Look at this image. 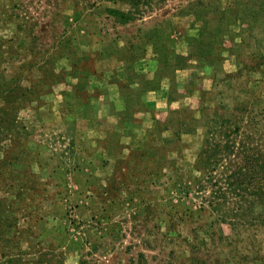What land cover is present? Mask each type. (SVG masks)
I'll use <instances>...</instances> for the list:
<instances>
[{
    "label": "rangeland",
    "instance_id": "374dc122",
    "mask_svg": "<svg viewBox=\"0 0 264 264\" xmlns=\"http://www.w3.org/2000/svg\"><path fill=\"white\" fill-rule=\"evenodd\" d=\"M220 115L264 151V0H0V264H264V196L208 203L238 155L194 166Z\"/></svg>",
    "mask_w": 264,
    "mask_h": 264
},
{
    "label": "trees",
    "instance_id": "16d2710c",
    "mask_svg": "<svg viewBox=\"0 0 264 264\" xmlns=\"http://www.w3.org/2000/svg\"><path fill=\"white\" fill-rule=\"evenodd\" d=\"M108 12L113 14L114 16L118 15L121 21H127L129 19V14L119 10L117 8L108 7ZM201 41V40H200ZM200 41L195 40V45L198 49L200 48ZM176 56H178L176 54ZM14 106L10 107V109H4V115H9L10 110L13 109ZM211 126H206L205 133L206 136L203 139V146L201 151L196 157V161L194 166L203 168L207 173L214 172L212 165H214L218 159H222V157H227L230 153L233 156L238 155V158L234 159V164L231 168L228 169V172L225 173V183L226 185H218L217 177L211 179L212 174L210 176L206 175L208 178L206 181L210 182L211 188V198L208 203L210 207L215 208L218 206L221 198H219V194H222L224 190H230L232 194H234L236 199L235 203H238L241 199H245V194H252L258 196H264V188H261V182H258L264 177V151H258L256 145L253 144L247 146V142L242 138L237 136V132L239 131V126L237 124V120L229 119V117H224L222 115L215 116L212 120ZM215 125V128H212ZM12 126L11 122L5 123V119L0 116V133L2 129H9ZM213 132H216L214 134ZM241 136V135H240ZM214 138V139H213ZM1 140V138H0ZM246 143V145H245ZM241 148V151H240ZM237 153V154H236ZM221 154L220 156H216ZM8 161L4 159L3 166H0V174L4 171V174L7 175L8 172H11L13 175H18L19 173L26 174L29 178H31V182H36L37 177L35 174L29 172L27 169L25 171H20L16 169H12L8 166ZM205 167V168H204ZM256 181V185L250 187L252 183ZM198 185L202 186L200 182ZM16 186L22 187V184L13 182L9 184V189H13L16 191ZM247 186V187H242ZM33 187V186H32ZM222 187H224L222 190ZM214 189V190H213ZM257 193V194H256ZM13 196L18 203H22L25 201L26 196L22 190H17L13 193ZM227 201V199H224ZM263 202V201H259ZM221 203L225 204V201L222 200ZM232 203V202H231ZM234 208L235 215L239 212V206L232 207ZM14 263L20 262L18 258H9L7 262ZM13 264V262H12Z\"/></svg>",
    "mask_w": 264,
    "mask_h": 264
},
{
    "label": "crops",
    "instance_id": "0c3cea01",
    "mask_svg": "<svg viewBox=\"0 0 264 264\" xmlns=\"http://www.w3.org/2000/svg\"><path fill=\"white\" fill-rule=\"evenodd\" d=\"M175 55V53L173 54ZM176 71V69L174 68V70H169L168 72L163 73V74H159L160 72H156L154 73V76L152 78H147L146 76L142 75L141 73L138 72H134L133 76L130 77L132 78L130 80L129 85H136V87H134L133 91L130 92V95H132L131 97H133L134 99L136 98V100H138V96L142 95V92L145 94V92H149L148 94L145 95L146 97V103L150 102V101H154L155 98L157 97H163L166 98V95L168 93V89L171 87V83H174V72ZM169 80V83H168ZM154 81H159L158 85L156 87H150L151 82ZM161 83V84H160ZM176 83V82H175ZM133 87V86H132ZM141 89L144 91H139ZM158 101V100H157ZM119 109H122V107H119ZM123 120H127V118H123ZM121 123V122H120ZM120 123L118 124H114V128L118 129L117 131L122 132V133H126L127 131L125 130V125L126 123L123 122L121 123L122 125L120 126Z\"/></svg>",
    "mask_w": 264,
    "mask_h": 264
}]
</instances>
